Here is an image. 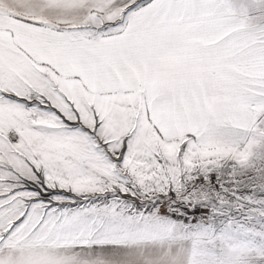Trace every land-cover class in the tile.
<instances>
[{
  "label": "snow or ice",
  "instance_id": "obj_1",
  "mask_svg": "<svg viewBox=\"0 0 264 264\" xmlns=\"http://www.w3.org/2000/svg\"><path fill=\"white\" fill-rule=\"evenodd\" d=\"M0 264H264V0H0Z\"/></svg>",
  "mask_w": 264,
  "mask_h": 264
}]
</instances>
